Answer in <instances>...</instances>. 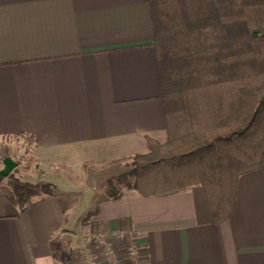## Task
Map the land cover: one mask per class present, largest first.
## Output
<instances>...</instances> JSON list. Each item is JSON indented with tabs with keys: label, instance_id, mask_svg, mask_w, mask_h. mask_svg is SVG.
I'll return each mask as SVG.
<instances>
[{
	"label": "crops",
	"instance_id": "obj_1",
	"mask_svg": "<svg viewBox=\"0 0 264 264\" xmlns=\"http://www.w3.org/2000/svg\"><path fill=\"white\" fill-rule=\"evenodd\" d=\"M6 137L33 140L23 176L56 192L20 212L0 189V264H67L75 251L94 253L91 233L118 231L135 234L149 264H264V154L219 225L200 187L109 200L50 176L72 161L145 154L146 137L165 142L147 0H0Z\"/></svg>",
	"mask_w": 264,
	"mask_h": 264
},
{
	"label": "trees",
	"instance_id": "obj_2",
	"mask_svg": "<svg viewBox=\"0 0 264 264\" xmlns=\"http://www.w3.org/2000/svg\"><path fill=\"white\" fill-rule=\"evenodd\" d=\"M147 3L166 140L146 137L145 154L83 167L128 169L106 181L109 200L124 190L162 197L200 187L219 225L234 212L239 178L262 164L264 35L257 29L264 27V0ZM3 179L0 189L20 212L54 196L49 184L9 177L2 187ZM67 264H78L76 251Z\"/></svg>",
	"mask_w": 264,
	"mask_h": 264
},
{
	"label": "rangeland",
	"instance_id": "obj_3",
	"mask_svg": "<svg viewBox=\"0 0 264 264\" xmlns=\"http://www.w3.org/2000/svg\"><path fill=\"white\" fill-rule=\"evenodd\" d=\"M258 33L264 35V27L257 29ZM33 142L26 137L21 138H5L0 141V159L5 157L13 159L17 163V168L12 171V173L3 179L4 186L6 185V180L11 178V180L17 181L21 184H30L34 185V181L25 178L23 174L28 173L33 167L34 161L31 159ZM0 160V164H1ZM85 164V163H84ZM83 164V165H84ZM72 168L65 167H51L50 176L56 179H62L65 182H70L73 188L77 192L93 191L94 195L97 197L104 196V189L106 187V181L108 179H116L119 175L127 172V168L121 163H116L111 166H106L104 168L93 167V165H88L85 167H76L79 165V162L72 161L69 164ZM41 168V163L36 166V170ZM36 172V171H34ZM38 172V170H37ZM30 175V174H29ZM41 180V177H39ZM34 183H32V182ZM38 184H41L38 183ZM52 186V185H51ZM53 192H56V189L52 186ZM127 194V192L124 190ZM93 248V252L97 253ZM80 262V258H78Z\"/></svg>",
	"mask_w": 264,
	"mask_h": 264
},
{
	"label": "built area",
	"instance_id": "obj_4",
	"mask_svg": "<svg viewBox=\"0 0 264 264\" xmlns=\"http://www.w3.org/2000/svg\"><path fill=\"white\" fill-rule=\"evenodd\" d=\"M90 244L97 253L90 254L82 250L79 264H149L132 232H93L90 234Z\"/></svg>",
	"mask_w": 264,
	"mask_h": 264
},
{
	"label": "water",
	"instance_id": "obj_5",
	"mask_svg": "<svg viewBox=\"0 0 264 264\" xmlns=\"http://www.w3.org/2000/svg\"><path fill=\"white\" fill-rule=\"evenodd\" d=\"M4 169L0 172V176L7 177L10 172L16 167V164L10 158H6L3 161Z\"/></svg>",
	"mask_w": 264,
	"mask_h": 264
}]
</instances>
